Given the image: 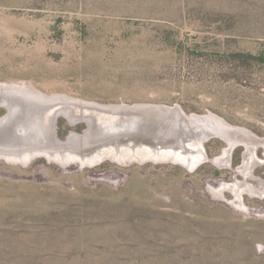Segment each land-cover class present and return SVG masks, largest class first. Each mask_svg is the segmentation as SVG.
<instances>
[{
	"label": "rangeland",
	"instance_id": "1",
	"mask_svg": "<svg viewBox=\"0 0 264 264\" xmlns=\"http://www.w3.org/2000/svg\"><path fill=\"white\" fill-rule=\"evenodd\" d=\"M5 84L225 124L188 169L143 157L146 139L188 135L174 118L82 112L89 127L77 110L87 109L71 104L76 121L57 114L53 124L69 148L20 158L51 150L54 114L28 108L32 120L0 90V119L11 122L0 129V264H264V197L237 189L246 160L256 162L248 184L264 181V0H0ZM21 123L39 126L43 142L10 145ZM194 147L192 137L180 157ZM67 153L104 158L82 165Z\"/></svg>",
	"mask_w": 264,
	"mask_h": 264
},
{
	"label": "bare ground",
	"instance_id": "2",
	"mask_svg": "<svg viewBox=\"0 0 264 264\" xmlns=\"http://www.w3.org/2000/svg\"><path fill=\"white\" fill-rule=\"evenodd\" d=\"M24 85L20 86V85H16V84H5V85L0 86L1 87L0 90H1V93H3V97H5V95H7L6 98L9 99V101H10V99H13V101L21 99V102H19L18 105L23 107V110L26 108L24 111H25V113L26 112H28V113H26L25 115H27L28 117H31V119L33 117V114H31L30 112L35 111V109H38L41 112H45L46 111L47 114L50 113V112L52 114H54V118L51 119V123H50V125H51L50 133L48 132V137L50 139L54 135L53 127H55V126L53 124H54V121H55V117H57V114H61L62 116L64 115L69 120L70 123H74L76 121L77 118H75V117H77L76 115H78V114L73 115L72 113L68 112L70 109H72V105L71 104H76V105H79V106L82 105L83 107H85L87 109L86 111L77 109L79 112H81V114H82V112L84 113V112H87V111H89V112L90 111H96V112H99V114L100 113L104 114V113H108L109 112V110L100 108V107H104L105 105L101 106V105L96 104V103L89 104L88 102H85V101H82V100H79V99H73V98H70V97H67V96L65 97L64 95L63 96H59V95L46 96V95H44V94H42L40 92H35V90L33 91L32 87L30 85H28V84H24ZM67 100H70V101L66 102ZM60 101H65L64 105L67 104L68 108H67V106H63V107L61 106L60 107V104H58V105L54 104V103H56V102L58 103ZM92 104H93V106H92ZM8 106H12V105L9 104ZM122 106L126 107L128 109L134 108V106H125V105H122ZM163 107L164 108H168V109L173 108V107H165V106H163ZM28 108H32V111H28ZM55 108H56V110H55ZM175 109H176L175 113L177 112V110L180 111V112H177L175 114V115H177L175 120L177 121L178 125L180 126L179 130H181L182 132H186L187 131L186 133L188 134V135L184 136V133H183V135L179 133V138H181L180 140L185 138V141H187L188 139H191L192 137H194V145L196 147V148L194 147L195 151H190V150L187 151L188 152V156H186L184 158H181V159H184V162L188 161L190 164L193 163V165L197 164L198 162H200L201 159L204 158V152H203V149H202V143L210 136L212 137V136H215V135L222 134L221 126H223L224 122L218 120L215 116H212V115H210V116H200V115L186 116L183 113V111L181 110V108H179L178 106H176ZM139 114L141 116V112H139ZM25 115L23 116V118L25 117ZM82 116H83V114H82ZM9 117L10 116H7V118H4V119L3 118L0 119V123H1L0 124V129L4 128L5 127L4 125H8V124L11 123V122H8L9 121ZM80 118L87 120L88 126L90 127V122L88 121L90 119H88L85 116H83V117L80 116ZM217 121L221 124V126L220 125L218 126V124H216ZM21 124H22L21 125L22 128H24V129L22 131L21 130H19V131H21L23 135H17V133L14 134V132L18 131V130L17 131L14 130L12 132V134H14L13 136H15V135H17V136H15V138H13V140H12L13 143L10 144V145H15V143L17 144V143L21 142L20 139L22 138V136H25V138L27 137L29 140L33 139V140L38 141V142L41 140V142H43L42 141V137H39V135L41 134L39 126L37 127L34 124L35 125L34 127H26V124H24V123H21ZM103 129H104V127H103ZM73 140H72V142H73ZM191 142H193V141H191ZM62 143H64V144L58 145V146L54 145L53 143H49L50 146H48V145L47 146H48V148H51V150H48L46 148H41L42 146L41 147L40 146H36L35 148H30L25 153H23V155L20 154V158L21 157L22 158H29V157H31L33 155H38V154H42V153L44 155H46L47 157L54 156L55 158H58L56 152H59L60 150H62L63 149L62 147H64L66 149L70 145L69 144V139L66 142H62ZM10 145L8 144V147ZM197 152H198V154H196ZM99 153H101V152H99ZM99 153H95V154H91V155H81L80 154V155H76V156L75 155L72 156V155H69L67 153V155L63 154L61 160H63V158L65 159L64 161L79 160L80 164H82V165H92V164L97 163L98 161L101 160V157L103 155L99 154ZM169 153H171V152L169 151ZM180 153L181 152H178V153L176 152L175 154H177V156H180ZM223 154H225V152ZM6 156H7V154L4 157H6ZM11 156H13V155H11ZM17 156H18V154H17ZM15 157H13V158H15ZM21 161H23V160H21ZM218 161H219V165L221 164L222 166H226V167L229 166L228 164L230 163V162L228 163L227 161H222V159L220 157L218 158ZM255 166H256V162H254V161L248 162L246 160L242 165H240L238 167L237 171L239 173H242L243 175H245V177H244L245 181H243L245 183H242L243 185H239V187L237 188L238 189V194L239 193L241 194L244 191H247V193H249V194L259 195L261 197H264V181L262 182L263 185L261 187H259V188L253 186L252 184H248V182H247V178L252 176L253 169L255 168ZM240 194H239V196H240Z\"/></svg>",
	"mask_w": 264,
	"mask_h": 264
},
{
	"label": "water",
	"instance_id": "3",
	"mask_svg": "<svg viewBox=\"0 0 264 264\" xmlns=\"http://www.w3.org/2000/svg\"><path fill=\"white\" fill-rule=\"evenodd\" d=\"M175 107L176 106H173V108L168 109V108H164L162 105L148 104V105H141L138 108H137V106H134V108H132V109H128V108L123 107V106H119L116 109L109 108L106 106L100 107V108L106 109V110H116V111H118L117 114L125 115V116H128V115L137 116V115H139V112H141L142 117H147L149 115L151 117H163V118H170L171 117V118L175 119L177 116L175 114L177 112H180L177 110V112L175 113V111H176ZM49 142L53 143L54 145H57V146L64 144V143L57 140L55 133L53 135V138H51L49 140ZM146 142L149 143V146L151 149L149 151L152 153V155H149V153H150L149 151L146 150V152H145L143 150L145 152L143 154V157L155 159V158H158L157 156L161 154L163 157L168 156L169 158L173 159L174 161L184 164L188 169H192V168H194L195 165H198L203 160H206V156L204 154V158L201 159L200 162H198L197 164L193 165V163L190 164L188 161L184 162V159H181L182 157L177 156V154L174 153L178 149H180V150L182 149L181 153H183V151L186 149L185 138H183L182 140H178V141L175 139V141L171 145H168V146H165V144H164L165 142H163V140H160V141L158 139L155 140L153 137L146 139ZM162 149H164V151L160 152V150H162ZM168 151H173V154H170ZM38 155H44V154L42 153V154H38ZM33 156H36V155H33ZM103 158H104V156L101 157V159H103ZM139 159H141V158H139Z\"/></svg>",
	"mask_w": 264,
	"mask_h": 264
},
{
	"label": "flooded vegetation",
	"instance_id": "4",
	"mask_svg": "<svg viewBox=\"0 0 264 264\" xmlns=\"http://www.w3.org/2000/svg\"><path fill=\"white\" fill-rule=\"evenodd\" d=\"M68 140V139H67Z\"/></svg>",
	"mask_w": 264,
	"mask_h": 264
}]
</instances>
